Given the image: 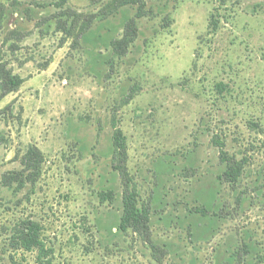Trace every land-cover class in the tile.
Masks as SVG:
<instances>
[{
	"label": "rangeland",
	"instance_id": "rangeland-1",
	"mask_svg": "<svg viewBox=\"0 0 264 264\" xmlns=\"http://www.w3.org/2000/svg\"><path fill=\"white\" fill-rule=\"evenodd\" d=\"M144 3L0 0V69L25 80L0 100V264H264V0ZM127 193L144 230L120 228ZM25 221L44 254L15 248Z\"/></svg>",
	"mask_w": 264,
	"mask_h": 264
},
{
	"label": "trees",
	"instance_id": "trees-1",
	"mask_svg": "<svg viewBox=\"0 0 264 264\" xmlns=\"http://www.w3.org/2000/svg\"><path fill=\"white\" fill-rule=\"evenodd\" d=\"M145 0H126V3L138 4V18L145 16ZM138 36V27L135 19H131L127 22L125 27L124 36L121 39H116L111 41V47L116 53L125 55L128 52L129 46ZM25 80L13 73L11 70H7L2 67L0 69V100L5 96L17 92ZM114 144V155L115 158L120 160H125L127 156L126 147V137L123 131L115 127V133L113 138ZM222 160L227 165V170L225 171V176L228 178L229 182L238 181L243 164L236 160L233 163L230 157L222 151ZM44 162V157L42 152L35 146L31 147L27 154L25 155L23 165L26 169L33 170L29 178L36 176L37 171ZM120 169L119 167H115ZM35 178V177H34ZM33 178V179H34ZM31 179V180H33ZM149 217L142 209L136 204V198L134 195L127 193L124 197V214L121 220L120 228L124 231L132 229L133 231H141L148 227ZM40 225L33 221H25L23 226V231L19 232V237L16 239V244L14 245L16 249H25L26 251H31L37 249L39 254L42 255L46 252V246L40 236Z\"/></svg>",
	"mask_w": 264,
	"mask_h": 264
}]
</instances>
